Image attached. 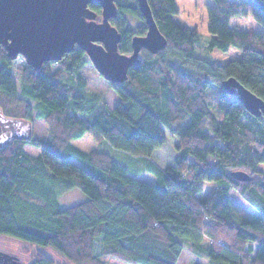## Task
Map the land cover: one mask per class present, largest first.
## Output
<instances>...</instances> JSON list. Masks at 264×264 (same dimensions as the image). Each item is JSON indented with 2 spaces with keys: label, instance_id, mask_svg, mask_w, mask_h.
<instances>
[{
  "label": "trees",
  "instance_id": "trees-1",
  "mask_svg": "<svg viewBox=\"0 0 264 264\" xmlns=\"http://www.w3.org/2000/svg\"><path fill=\"white\" fill-rule=\"evenodd\" d=\"M209 6V49L236 47L241 58L223 64L196 53L198 28L174 21L176 0H148L168 38L165 50H145L123 83H110L113 108L89 93L82 70L88 56L79 46L39 70L25 64L20 80L0 44V108L5 114L48 124L0 149V235L36 250L28 264H56L53 248L73 264H176L185 249L210 264H264V116L253 115L222 86L235 77L264 100V31L232 26L252 16L264 26V0H214ZM119 50L132 53L133 36L148 27L138 0H115ZM101 15L102 7L89 5ZM141 23L133 25L129 16ZM19 81V82H18ZM89 133L101 143L147 163L155 183L130 174L108 151H86L73 141ZM31 144L39 155L25 150ZM76 158L81 163L72 161ZM247 168L252 179L229 170ZM247 171V172H248ZM216 182L205 197L204 182ZM78 187L85 201L60 204ZM237 190L261 214L245 216L231 200ZM206 217V218H205ZM0 264H5L0 260ZM195 264H202L196 261Z\"/></svg>",
  "mask_w": 264,
  "mask_h": 264
},
{
  "label": "water",
  "instance_id": "water-1",
  "mask_svg": "<svg viewBox=\"0 0 264 264\" xmlns=\"http://www.w3.org/2000/svg\"><path fill=\"white\" fill-rule=\"evenodd\" d=\"M90 4L102 7L101 16ZM138 6L148 30L143 36L132 37V53L119 50L121 33L111 23L118 15L115 0H0V44L12 60L23 56L35 71L44 62H58L80 46L108 82L123 83L129 70L142 62L140 54L144 49L156 54L165 50L168 43L148 0H138ZM222 86L229 94H236L253 115L264 116V100L235 77L225 79ZM33 134L31 119L5 114L0 108V149L13 140H28ZM231 175L241 181L252 179L242 169L232 171ZM0 260L21 264L2 251Z\"/></svg>",
  "mask_w": 264,
  "mask_h": 264
},
{
  "label": "rangeland",
  "instance_id": "rangeland-1",
  "mask_svg": "<svg viewBox=\"0 0 264 264\" xmlns=\"http://www.w3.org/2000/svg\"><path fill=\"white\" fill-rule=\"evenodd\" d=\"M176 4H178L179 11L173 17L174 21L189 25L192 28H198L199 31V39L197 40L196 46V53L205 58H212L217 62H221L226 64L230 62L232 59L241 58V51L236 47H231L229 51L225 52L220 49L211 50L208 47V44L211 39V35L209 32V24H208V8L209 6H214L216 3L214 0H176ZM101 16V15H100ZM130 21L133 25H137L141 23V20L134 16H129ZM232 26H236L241 29H254L256 31H264V26L260 23L256 22L253 17L250 16H240V17H233L230 20ZM144 49L140 57L143 58L145 55ZM87 64L84 66L82 73L86 78L88 87L87 90L89 93H95L99 96H103L111 107H115L119 101V97L117 93L110 87L108 81L104 78L102 74H100L93 62L88 59L86 60ZM25 64H27L26 59L23 56H19L18 58L14 59V76H16L17 80H20L21 74L24 71ZM29 65V64H27ZM54 69H58L62 67L60 63L53 64ZM19 82V81H18ZM34 118L33 122V129L34 134L38 137H47L49 133L48 124L44 119L41 118ZM33 134V135H34ZM73 143L79 147L80 149H84L86 151H91L94 149L106 150L108 151L112 157L120 162L121 164L125 165L129 168L130 174L139 177L140 179H144L146 181H151L153 183L156 182L157 178L151 170H148L147 163L145 160L138 159L136 160L132 157L128 152H125L121 149L114 148L110 144L104 142L101 143L92 137L91 134L86 133L82 136L81 139H76ZM25 150L33 155H39L40 149L37 147L32 146L31 144L26 145ZM72 161L76 163H81L76 158H71ZM236 169H242L244 171H248L247 168H235L229 170V172L235 171ZM258 170L264 171V164H261L258 167ZM249 174L255 175L254 172L248 171ZM216 182H204V191L199 194L200 197H205L215 188ZM231 200L236 208L239 209L241 213L245 216L259 219L261 216L260 213L256 211V208L252 206L249 202H247L238 191L233 190L231 191ZM87 199V194L82 192L78 187H74L71 190L63 191L59 196L60 204L63 207L73 206L80 202L85 201ZM35 246L30 247L26 245L23 241L8 237L5 235H0V252H5L10 256L16 257L21 264H28L31 261V255L35 252ZM45 251L49 254L52 258L55 259L56 264H73L70 262L68 258H64L60 253H58L53 248H46ZM197 262L202 264H210L205 259L195 255L188 249H185L184 253L178 260L176 264H195ZM106 264H127L123 261H119L115 258H108Z\"/></svg>",
  "mask_w": 264,
  "mask_h": 264
},
{
  "label": "built area",
  "instance_id": "built-area-1",
  "mask_svg": "<svg viewBox=\"0 0 264 264\" xmlns=\"http://www.w3.org/2000/svg\"><path fill=\"white\" fill-rule=\"evenodd\" d=\"M206 218V217H205Z\"/></svg>",
  "mask_w": 264,
  "mask_h": 264
}]
</instances>
